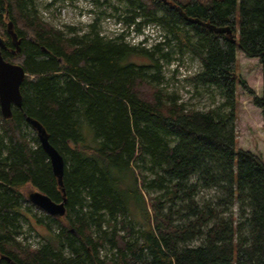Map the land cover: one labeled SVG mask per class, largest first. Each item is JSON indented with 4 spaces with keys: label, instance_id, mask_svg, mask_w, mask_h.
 I'll use <instances>...</instances> for the list:
<instances>
[{
    "label": "trees",
    "instance_id": "trees-1",
    "mask_svg": "<svg viewBox=\"0 0 264 264\" xmlns=\"http://www.w3.org/2000/svg\"><path fill=\"white\" fill-rule=\"evenodd\" d=\"M116 1L126 26L108 39L105 11L79 35L42 21L35 0H0L1 55L25 72L20 107L0 114V264H264V161L236 141L237 87L264 133V0ZM149 25L165 40L129 41ZM173 42L198 62L185 80L210 108L161 87ZM236 50L258 60L260 95L237 75ZM27 118L64 160L65 215H32L47 231L34 248L16 241L22 221L36 230L24 187L55 203L63 193ZM202 189L214 195L196 200Z\"/></svg>",
    "mask_w": 264,
    "mask_h": 264
},
{
    "label": "rangeland",
    "instance_id": "rangeland-1",
    "mask_svg": "<svg viewBox=\"0 0 264 264\" xmlns=\"http://www.w3.org/2000/svg\"><path fill=\"white\" fill-rule=\"evenodd\" d=\"M103 3V6H98L93 2V0H35L36 8L39 11V17L42 21L47 22L55 29L64 31L67 27H73L77 30V34H81L86 31L85 25H87L93 16L100 11H105L106 14L112 16L100 17L102 32L101 34L107 38L114 37V33L119 32V25L116 17L121 13H114L112 6H118L121 9V4L116 0H99ZM105 2H108L106 5ZM50 4L48 9L45 6ZM93 10L89 14V11ZM121 26H126L121 23ZM132 30V27L130 28ZM131 34V33H130ZM165 30L160 28H144V36H147V48H150V44L164 41L167 34ZM140 36L132 37L129 41L133 44L138 43ZM173 53L171 54V61L168 64L163 63L162 75L164 82L162 84L163 90L167 93L172 94L174 92L180 97L181 102L187 103L189 106L193 105L195 109L206 110L210 108V100L208 98L209 94L200 91V95L195 94L193 86L189 81L185 79L187 76L196 73L198 70V62L191 58V55L187 51L180 52L177 47H174V42L171 45ZM165 51V50H164ZM235 57L237 60L236 73L242 79H244L248 86L254 91L255 94L260 95L261 93V70L258 66L257 59H249L244 57V55L235 51ZM136 63L146 62L143 58H133ZM186 77V78H185ZM236 100H237V112H236V141L237 146L250 151L252 154L260 156L264 161V133L262 132V119L259 110L254 107L251 103V99L241 90L240 87L236 88ZM32 134L28 136L31 137ZM262 143V145H260ZM194 180V177H191ZM34 191L29 185H26L23 189V194L27 195ZM145 194V193H144ZM146 195V194H145ZM214 195L213 190H200L196 196V200L210 199V196ZM23 206H27L24 203ZM235 210V209H234ZM29 214V213H28ZM31 216L32 222L35 225L36 230H30L26 222H21L22 235L19 241L23 244L32 245L35 247L40 245L44 241L39 235L46 236L47 231L44 227L38 226L33 221L32 215L37 218H41L44 223H49L46 217V213L37 207H32L29 214ZM139 219L138 216H135ZM179 222H183L180 219ZM56 229V226L53 227ZM199 240L194 241L193 245H197Z\"/></svg>",
    "mask_w": 264,
    "mask_h": 264
},
{
    "label": "water",
    "instance_id": "water-1",
    "mask_svg": "<svg viewBox=\"0 0 264 264\" xmlns=\"http://www.w3.org/2000/svg\"><path fill=\"white\" fill-rule=\"evenodd\" d=\"M165 2V0H164ZM215 32H224L231 35L229 29H214ZM7 31L12 39L15 47L13 54L19 52V41L16 40V35L12 30V24H7ZM5 48L3 39L0 37V50ZM25 78L23 68L17 64L7 62L3 59L0 51V114L4 119L11 117L12 106L20 107L21 94L20 86ZM26 121L35 131L39 140L40 146L45 152L50 162L52 173L57 180L58 187L63 193V199L59 203L53 202L48 196L39 191H32L27 195L28 201L35 207L41 209L46 214L52 217H63L65 215V197L64 189L62 188V179L64 175V160L59 152L50 145L47 134L44 128L35 120L27 118Z\"/></svg>",
    "mask_w": 264,
    "mask_h": 264
},
{
    "label": "bare ground",
    "instance_id": "bare-ground-1",
    "mask_svg": "<svg viewBox=\"0 0 264 264\" xmlns=\"http://www.w3.org/2000/svg\"><path fill=\"white\" fill-rule=\"evenodd\" d=\"M90 13H91V11H89V14H90ZM20 236H21V234H19V235L16 236V241L21 242V241H19Z\"/></svg>",
    "mask_w": 264,
    "mask_h": 264
},
{
    "label": "crops",
    "instance_id": "crops-1",
    "mask_svg": "<svg viewBox=\"0 0 264 264\" xmlns=\"http://www.w3.org/2000/svg\"><path fill=\"white\" fill-rule=\"evenodd\" d=\"M258 109V108H257ZM259 110V109H258ZM259 112H260V110H259ZM260 145H262V143H260Z\"/></svg>",
    "mask_w": 264,
    "mask_h": 264
},
{
    "label": "built area",
    "instance_id": "built-area-1",
    "mask_svg": "<svg viewBox=\"0 0 264 264\" xmlns=\"http://www.w3.org/2000/svg\"><path fill=\"white\" fill-rule=\"evenodd\" d=\"M32 246V245H31ZM36 247V246H35ZM34 248V247H33Z\"/></svg>",
    "mask_w": 264,
    "mask_h": 264
},
{
    "label": "flooded vegetation",
    "instance_id": "flooded-vegetation-1",
    "mask_svg": "<svg viewBox=\"0 0 264 264\" xmlns=\"http://www.w3.org/2000/svg\"><path fill=\"white\" fill-rule=\"evenodd\" d=\"M164 4H165V2H164ZM109 39V38H108Z\"/></svg>",
    "mask_w": 264,
    "mask_h": 264
}]
</instances>
